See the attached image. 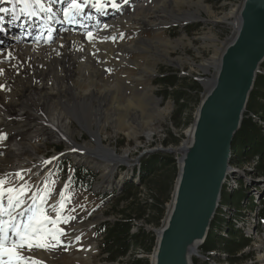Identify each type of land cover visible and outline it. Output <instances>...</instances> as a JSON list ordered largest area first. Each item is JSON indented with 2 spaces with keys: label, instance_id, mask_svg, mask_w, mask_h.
Listing matches in <instances>:
<instances>
[{
  "label": "rangeland",
  "instance_id": "374dc122",
  "mask_svg": "<svg viewBox=\"0 0 264 264\" xmlns=\"http://www.w3.org/2000/svg\"><path fill=\"white\" fill-rule=\"evenodd\" d=\"M5 1H9L13 5L15 2L17 5L24 6V4H22V0H2L1 4L3 5ZM142 1L144 6L138 8H144L146 6L144 0ZM242 4L243 0H153L151 7L150 5L148 6V10L157 9L158 13H152V15H149L148 22L150 26H154L148 28L145 24H141L140 29L139 26L131 25L126 20L124 22V24L128 27H124L123 30L127 31L128 34L131 35L132 39L125 43L123 42L120 46L122 48H124V46H135V49L132 53L124 54L120 46L117 50H115L113 47L107 44H102L106 46V50L103 48L101 52L99 51V53L103 54L101 56L98 55L100 56L99 61L92 58H86V60L84 59L83 62H88L89 65H91L90 72L92 75L85 77L82 81L83 83L78 81L74 87L76 92L80 93V98L84 97L86 94H90L86 95V97L88 96L87 98L90 99V101L94 104H92L93 106H99L100 104L105 108L103 115L102 113H99L102 116H100V124L106 125H101V127H104L100 132V135L103 138V146L109 148L111 151L114 150L116 153L115 155L124 157H138L144 152L149 153L151 151H155L154 154H168L174 156L175 160L179 158L177 153L169 154L165 152V150H177L185 142H189L191 138L190 132L192 133V127L196 119L199 102L205 96L207 88V85H205L201 80L205 79L211 81L216 77V66L220 59L221 51L226 47L224 45L229 43L231 38H234L235 36V26L237 21L231 18L229 14L236 12L238 17ZM161 7L163 10L167 9V11L175 10L179 15L182 16L186 12L194 13L193 17L188 20L194 23L186 27H180L174 24L188 21H183L182 19L175 21L170 16H167L168 24L166 26H158L156 25L158 22L157 16H161V14L163 17L165 16ZM22 15L23 17H26L25 14ZM135 15V13L134 15L129 14L128 17L131 16L130 18H133ZM174 21L177 23L173 24ZM141 39L144 40L143 42H149L153 48L146 47L145 50V46L142 45L143 43H138V40ZM157 41H163L164 45H160L159 47L158 45L162 42L159 43ZM164 41H167L170 44L175 43V45H173L172 48ZM177 41L178 43H176ZM139 48L142 50L140 51ZM158 48L161 51H159ZM119 58L121 60H119ZM214 59L217 60V63L213 66V64L211 65L210 61ZM169 60H175L171 61V63L174 64H171ZM100 61L103 65L99 64ZM80 63L81 62H79V64ZM71 65L73 64L71 63ZM103 66L112 67L115 69V74L112 76L106 75L101 68ZM75 67L78 68V66ZM81 71L83 72V70ZM87 71L88 70H86V73L89 75L90 72ZM79 75L80 73H78V76ZM171 75L179 77L180 80L177 85L167 87L168 93H165L163 92V89L165 88L166 83L163 84L160 83V81L167 79ZM185 82H187V85ZM190 83L200 85L201 89L197 91L195 89L189 88L188 86ZM18 88L20 90L24 88L28 89L30 86L25 84L20 85L17 87V93L19 91ZM181 89L185 90L189 96L188 100L184 98L188 104L186 105L183 122L185 118L191 119V121L186 123V125L182 128H174L171 126V121L175 113V91ZM17 95L19 97H24L25 91L22 92V96L19 95V93ZM136 108H138V113H135V111H137ZM98 117L99 116H96L94 118L98 119ZM90 120V124L95 123L94 121L92 122L93 118H90ZM112 120L113 122H111ZM69 121L71 124V129L82 128V125L75 119L69 118ZM261 126L264 129V124ZM168 130H173L174 136L181 138V143L178 146H172L166 149L167 147L163 146L162 143L167 138ZM76 131L80 136V132L78 130ZM81 134L82 137L78 138L79 145L82 146L86 144L87 147L90 146L92 148L91 145L96 147V145L92 143L94 141L93 135H91V133L82 130ZM75 137H77V135H75ZM89 143L92 144L90 145ZM30 145L32 147L34 146L38 155L44 159L48 158L50 155L56 156L58 158L64 155L67 156L66 150H68V146H71L66 145L64 142H62V140H56L55 138L48 141L44 140L42 136L37 138L36 141L31 142ZM69 150L70 154L67 156L68 159L71 161L74 160L76 164L86 162H79L76 159L78 156L74 155V153L79 151V147H72ZM89 150L92 151L91 149L85 148L86 152L83 153L82 156L91 162L93 159L89 157V154H87ZM238 154H240V152H238ZM95 156L100 158V152H96ZM2 157L3 155L0 153V161H2ZM176 162L178 163V161ZM253 163L254 166L257 164L255 162ZM79 165L80 167H86L89 171L95 174V180L93 183L94 188H96V185L103 186L104 189H107L104 191L106 196H114V199L112 198L113 202L110 200V205L103 212H99L98 215H95L91 222L86 224L87 228L104 224L106 221L116 220L117 216L111 214L109 218H106V214L108 213L110 207H112L115 202H117L116 199H118L123 194V188L125 186L124 182H126L124 180L125 175L118 176V174L126 170L125 166H121V163H117V167L114 168V172H112L111 175L107 177V180H114L113 182H110L103 178V172L100 171L101 169L95 170L87 164ZM11 166V164H5L7 169H10ZM254 166L252 165V162L247 163L246 166H243L244 168L242 167L243 169L241 168L242 170L240 171V174H234L237 180L239 182L242 181L243 183H240L246 186L247 196H251V198H253V201H251V204L248 206V210H240L237 215V222H241L237 223V225H244L243 228L246 229L249 247L244 248L240 252L231 251L229 254L222 250L225 254L232 258L222 257L226 258L223 260L214 258V260L211 261L213 264L214 262H216V264H264V259L262 261L258 260L264 257V205L262 203L264 200L261 201V208H258L255 205L258 203L256 198L261 200L260 197L262 194H264V176L259 175L253 168ZM246 168H248V170L250 169V171H248ZM129 169L132 170L133 168ZM96 171L100 172V175ZM134 175H136V171L134 172ZM56 176L57 175H55V177ZM120 181L121 184H119ZM140 181L141 174L139 175L137 181L132 180L131 182L138 186ZM117 184L120 185L119 188L116 187ZM234 187L238 188L236 182ZM234 187H230V190H234ZM140 188L141 189L138 190L136 196L140 200L148 198L150 189L148 187L142 188V186ZM110 189H113V191ZM72 195L73 193L70 192L69 196ZM172 196L174 197L173 193L171 194V197ZM243 199V193H239L234 197V201L237 203ZM81 202L83 206H86L90 209L97 207L96 203H91L89 196H86ZM172 202L173 201H169L166 203L165 207L169 211L172 207ZM121 204L123 209L127 208V206L125 207L127 204L126 202ZM115 205L117 207L119 206L118 203ZM226 206V212L222 210V212H224L222 215H225L226 217H233L234 210L236 211V209L233 210L231 206ZM223 216L221 218L227 220V218ZM257 217L259 218L258 222L256 220ZM164 218L161 222V225L166 223V219ZM138 224L142 225L140 223ZM237 227L240 229L239 226ZM147 229L155 233L156 231L160 230L161 227L159 228L148 224ZM239 229L236 228L235 231L240 233V237L241 235L244 236L243 232L241 231L242 229ZM225 233H228V231H225ZM154 251L155 249H153L152 253L149 255L150 264H152V256ZM77 257L71 258V255H61L58 256L55 261L51 260V257L46 259H49L48 261L52 262L53 264H130L134 258V256L130 255L123 259L120 263H108L107 261L104 262L105 256H100L98 254L93 255L90 258L82 257L83 260H77ZM198 263L210 264L204 259H199Z\"/></svg>",
  "mask_w": 264,
  "mask_h": 264
},
{
  "label": "bare ground",
  "instance_id": "6f19581e",
  "mask_svg": "<svg viewBox=\"0 0 264 264\" xmlns=\"http://www.w3.org/2000/svg\"><path fill=\"white\" fill-rule=\"evenodd\" d=\"M90 1L94 0H89V2ZM144 2L146 5L147 0H144ZM1 3L2 0H0V28L2 26H8L9 28L10 24H14V21L17 18L23 17L22 14H25L26 17L32 19L33 21H29V19L27 21H22L25 22V24L28 22L27 26H29V29H37L39 32L46 30L45 23L50 22L51 18H66L65 14L62 12V9H66L69 5L68 0H40V3L44 8L42 10L39 5L35 4V0H22V4H24V6L17 5L15 2L13 5L9 1H5L3 5ZM147 6L144 8H137L136 12L138 13L135 12V17H126V21H128L131 25L139 26L140 29L141 24H145L148 28L154 26L149 25L148 16L152 15V13H158L157 9L148 10ZM10 11L15 13L14 21L9 18ZM163 11V14L165 15L164 17L162 14L161 16H157L158 22L156 25L158 26H166L168 24L167 16H170L175 21H179L178 19L188 21L191 19V17H193L194 14L186 12L182 16L179 15L175 10L167 11V9H164ZM229 16L237 21L235 26V28H237L239 14L237 17L236 12H232L229 14ZM175 21L173 24L177 23ZM192 23L194 22H178L174 25L186 27ZM107 25L112 26L109 23ZM118 26L119 24L116 25V27ZM15 31L16 28L13 30V32ZM19 33L21 36H24L22 31L17 32V34ZM1 34L3 33L0 31V35ZM58 34L60 35L57 36L54 42L47 43L44 47L37 46L38 39L28 40L29 38L26 35L22 41H14L8 37H5L3 46H0V69L3 70L2 73H0V86H2L0 87V148L2 149L0 153L3 155L2 161H0V168L10 173L12 170H18L20 168L22 169L26 164H33L34 166L44 164L45 159L38 155L34 146L32 147L30 145L31 142L36 141L37 138L42 136V138L47 141L55 138L56 140H62V142H64L66 145H71L68 146L69 148L66 150L67 154H70L69 149L72 147H79V151L74 153V155L78 156L76 159L79 162L86 161L85 163L81 164H87L95 170L101 169L100 171L103 172V178L107 180V177L111 175V173L114 172V168L117 167V163L126 162V159L131 162L137 161L142 155H144V153H146L144 152L138 157H124L115 155L116 153L114 150L111 151L109 148L103 146V138L101 137L100 132L104 127H101L102 124H100V119L102 116L99 113H102L103 115L105 108L100 104L99 106H93L94 104L90 101V99L87 98L88 96L86 97V95L90 94H86L84 97L80 98V93H77L74 87L78 81L82 82L85 77L92 75L90 72L91 65H89L88 62L87 64L83 61L84 59L86 60V58H92L99 61V51L101 52L103 48L106 50V46L102 45V39L107 40L108 37L93 35V39L89 40L88 36L81 38L79 37V35H82L80 33H72L69 30L62 31L61 29ZM53 38L55 39V37ZM232 39L233 38H231V40ZM143 41V39L138 40V43H143L142 45L145 46V50L146 47L153 48L149 42ZM157 42H162L158 45L159 47L160 45H164L163 41ZM164 42L172 48L173 45H175V43L170 44L167 41ZM176 43H178V41ZM227 44L224 46H227ZM38 48L44 49L37 50ZM120 48L122 47L120 46ZM134 49L135 46H124L122 51L124 54H129L132 53ZM139 50L141 51L142 49L139 48ZM158 50L161 51L159 48ZM223 51L224 48L221 51V54ZM6 58H9V62L3 61ZM171 61L175 60H169L170 63ZM79 62H81V65ZM71 63L75 66H78V68L71 65ZM210 63L214 66L217 63V60L214 59L210 61ZM219 63L220 59L217 63L216 69L218 68ZM81 70H83V72ZM86 70L90 72L89 75L86 73ZM78 73H80L79 76ZM208 81L203 82L205 85H207ZM23 84L30 86V88H24L22 90L18 88V93L21 96L22 92L25 91V96L19 97L17 95V87ZM136 110L137 111H135V113H138V108H136ZM96 116H99L98 119L94 118ZM69 118H73L78 121L82 125V128L80 127L82 130L93 135L94 142H91L94 143L96 147H93V145H91L92 143H89L92 148L89 145V147H87L86 144L82 146L78 144V138L82 137V130L71 129ZM90 118H93L92 122L94 121L95 123L91 122L92 124H90ZM111 122H113V120ZM102 126L106 125L104 124ZM76 130L80 132V136ZM2 131H6L8 133V141L1 137ZM75 135H77V137H75ZM185 145H188V142H185L182 147ZM85 148L92 150L87 152L89 157L93 159L91 162L82 156V154L86 152ZM96 152H100V158L95 156ZM234 157L235 156L233 154V158ZM5 164H11L14 168L7 169ZM252 165L254 166V163H252ZM241 168L242 167L232 164V169L236 172L235 175L240 173L244 167L242 169ZM253 168L255 169V166ZM246 169L248 170V168ZM248 171H250V169ZM236 180L237 178L234 175H231L228 178L225 186L227 191L228 188L230 190V187H234L235 182L238 185L237 189L241 188L246 190V186L243 184L239 185L238 180ZM234 189H236V187H234ZM256 199L258 201V203L255 204L256 207L261 208V200H258V198ZM226 208L227 206H222V210L225 212ZM235 214L236 213L234 210V215ZM224 217L226 216L224 215ZM226 218L230 219L233 217ZM252 218L254 219L253 216ZM256 220L258 222L259 218L257 217ZM237 223L241 222L238 221ZM237 223L233 222L234 227L239 229L237 227L239 226V230L242 229L241 231L243 232L244 237L247 239L248 237L246 236V229L243 228L244 225H237ZM222 234L227 236L225 232ZM200 254V259H204L210 264H213L211 261H213L214 258L222 260L226 258H232L225 254L222 250H215L206 254L200 252ZM263 259L264 257L258 260L262 261ZM50 264L53 263L50 262ZM214 264H216V262H214Z\"/></svg>",
  "mask_w": 264,
  "mask_h": 264
},
{
  "label": "water",
  "instance_id": "95a60500",
  "mask_svg": "<svg viewBox=\"0 0 264 264\" xmlns=\"http://www.w3.org/2000/svg\"><path fill=\"white\" fill-rule=\"evenodd\" d=\"M263 65L264 0H243L235 36L221 54L216 77L201 80L208 81L206 95L188 145L165 150L179 155V171L166 223L155 232L152 264H195L221 208L227 180L236 174L233 140Z\"/></svg>",
  "mask_w": 264,
  "mask_h": 264
},
{
  "label": "trees",
  "instance_id": "16d2710c",
  "mask_svg": "<svg viewBox=\"0 0 264 264\" xmlns=\"http://www.w3.org/2000/svg\"><path fill=\"white\" fill-rule=\"evenodd\" d=\"M262 74L258 75L255 88L250 96V100L245 113L241 129L233 140L234 158L232 164L243 167L247 163H257L255 170L259 175L264 176V65L262 66ZM179 77L175 75L169 76L160 83L165 84L163 92L168 93L167 87L175 86L179 83ZM187 85V82H185ZM191 84V85H190ZM189 88L199 91L200 85L190 83ZM175 113L172 117L171 126L174 128H182L191 121L184 119L186 110V98L189 99L187 92L183 89L175 91ZM201 102V101H200ZM199 102V104H200ZM173 129V128H172ZM181 138L174 136L173 130L167 131V138L163 141V146H178ZM240 152V154H238ZM153 154L145 159L142 163V174L140 184H127L123 189L122 196L115 204L110 207L106 218L111 214L117 216L114 221H106L104 223L105 234L103 236V253L107 256L104 260L108 263H120L128 256H134L130 264H150L149 255L153 249L157 247V235L147 229L148 224L156 227H163L161 222L167 219L169 210L166 209V203L173 200L177 179H178V163L174 156L168 154ZM95 180V174L88 169L81 167L77 170L74 185L81 190H90L91 184ZM242 182V181H240ZM239 185H241V183ZM148 187L150 194L146 199H139L136 196L141 187ZM237 189V188H236ZM224 190L222 206H231L235 211V215L230 219H222L224 212L219 211L214 223L211 226L210 233L203 246L199 248L203 254L215 250H224L226 253L240 252L249 246V241L235 231L234 223H237V214L240 210H248L251 204V196H247L245 189ZM244 194V199L239 203L234 201V197ZM126 202V209H123L121 203ZM264 205V202H263ZM247 206V207H246ZM231 208V209H232ZM224 217V216H223ZM138 223L142 224L139 225ZM147 223V224H146ZM228 225V227H227ZM133 227L136 231H133ZM226 233L224 236L222 233ZM232 234V235H231ZM248 244V245H247ZM228 251V252H227ZM194 263L199 264L194 258Z\"/></svg>",
  "mask_w": 264,
  "mask_h": 264
},
{
  "label": "snow or ice",
  "instance_id": "6c2138e0",
  "mask_svg": "<svg viewBox=\"0 0 264 264\" xmlns=\"http://www.w3.org/2000/svg\"><path fill=\"white\" fill-rule=\"evenodd\" d=\"M88 3L89 0H84V5ZM125 3H127V0H125ZM35 4L39 5L43 10V5L40 3V0H35ZM91 6L96 8L98 12L103 11L105 8L101 0H96ZM111 7L115 9L118 5L113 2ZM82 11L83 6L78 3L77 0H72L70 7L65 12V17L69 23H74L75 15ZM88 38L89 40L93 39L91 32L88 33ZM2 71L3 70L0 69V73H2ZM21 179H23V177H21ZM4 184L5 181L0 180V214H6L8 217L7 220L4 221L3 226L0 227V255L7 257V259L3 261V264H38V262L31 260V258L23 256L18 250H31L32 247L44 249H47L49 246L55 247L56 244L60 243L59 237L65 233L63 229L49 228V225H57L61 220L67 223L68 219L59 217L57 219H52L46 215L44 208L41 206L36 210H30L32 214L27 217V223L23 220L17 222L16 218L11 214V210L22 203L21 195L26 191V188H5ZM5 196L7 197V209L3 207ZM60 207H64V199H61ZM55 210L56 209L53 208V211ZM9 231L14 233L15 238L9 236ZM49 237L52 241H55L54 244H48L47 241Z\"/></svg>",
  "mask_w": 264,
  "mask_h": 264
},
{
  "label": "built area",
  "instance_id": "2783aa9c",
  "mask_svg": "<svg viewBox=\"0 0 264 264\" xmlns=\"http://www.w3.org/2000/svg\"><path fill=\"white\" fill-rule=\"evenodd\" d=\"M201 258V254H200V250L197 251V256L195 257V259H200Z\"/></svg>",
  "mask_w": 264,
  "mask_h": 264
}]
</instances>
